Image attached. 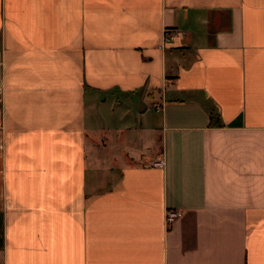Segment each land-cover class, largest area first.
<instances>
[{"label": "crops", "instance_id": "crops-1", "mask_svg": "<svg viewBox=\"0 0 264 264\" xmlns=\"http://www.w3.org/2000/svg\"><path fill=\"white\" fill-rule=\"evenodd\" d=\"M0 264H264V0H0Z\"/></svg>", "mask_w": 264, "mask_h": 264}, {"label": "built area", "instance_id": "built-area-1", "mask_svg": "<svg viewBox=\"0 0 264 264\" xmlns=\"http://www.w3.org/2000/svg\"><path fill=\"white\" fill-rule=\"evenodd\" d=\"M171 35V30L169 28H166L164 30V40H168ZM156 163L160 164L162 163L161 160L156 161ZM179 214V210L175 208L166 207L164 211V221L167 226H169L173 220L177 217Z\"/></svg>", "mask_w": 264, "mask_h": 264}]
</instances>
